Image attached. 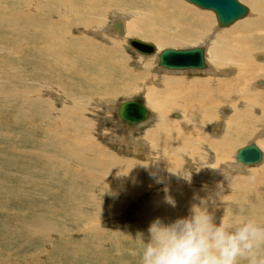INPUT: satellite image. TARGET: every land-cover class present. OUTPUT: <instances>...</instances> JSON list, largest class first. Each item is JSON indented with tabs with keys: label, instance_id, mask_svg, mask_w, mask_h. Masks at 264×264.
<instances>
[{
	"label": "rangeland",
	"instance_id": "1",
	"mask_svg": "<svg viewBox=\"0 0 264 264\" xmlns=\"http://www.w3.org/2000/svg\"><path fill=\"white\" fill-rule=\"evenodd\" d=\"M3 1L5 0H0V5H3L6 10L15 8L12 5V3L6 2L4 4ZM32 1L34 2V0ZM40 1L41 0H35V2L37 3ZM137 1L138 0H88L89 5H93L94 7L92 8L93 10L85 9L82 7H73L74 8L73 10V8L71 7L70 8L71 17H69V20L74 25H76L78 23L76 18L83 17L84 14L86 16L90 15L91 13L94 15L95 11L97 12L98 10H99L98 13H101L100 12L101 10L103 14L99 15L97 19H94L92 21L93 24L89 25V28L95 29L97 30V32H99L100 26L97 23H103V25L105 24L108 27H111V24L113 23L114 19L119 20V22L124 25V28H126V25L129 23V21H132L131 18H133V20L137 19L141 23L140 18L136 16L129 17L131 9H135L136 6L140 7L138 4H136ZM176 1L182 6L190 8L195 12L210 13L211 16L210 21H208L206 25L198 27L196 29L194 37L188 39L190 41L177 40L169 44H162L153 39L145 38L143 31L137 33L136 35L134 34L126 35V38L127 39L137 38L145 42H151L155 45L157 49L156 53H158V51H161L163 48L166 47L169 48L197 47L203 44L202 42L203 40H205L206 34L210 35L214 33L215 37H217L219 34L223 32L225 33L233 30V28L237 26L236 24H240V22L244 21V19L245 20L248 19L249 16L248 14L246 18L236 21L227 28L217 29L216 28L217 21H215L216 20L215 15L212 11L200 9L197 6L186 2L185 0H176ZM238 1L244 6H246L249 9V13H250L251 11L250 2L248 0H238ZM157 2L160 3L159 1ZM106 3L107 5H105ZM108 5H111V8H109ZM107 9L108 10L110 9L112 14L111 13L105 14ZM164 12L162 14V17L164 15ZM175 13L178 15L182 14V16H187V14H185L183 10L177 9ZM96 15L97 13H95V16ZM58 16L61 18L63 15H58ZM93 18L94 16L92 17V19ZM172 19L174 20V18ZM167 20L168 19L164 21L165 28L171 27L173 24L170 20H168V22ZM178 21H179L178 22L179 25L181 24H184V26L185 24L192 25V23H190L191 21H187V20L183 21L181 19ZM81 25L78 30H83L85 28L88 29L86 27L87 25L86 26L85 24H83L82 26ZM172 33L174 34V31H172ZM73 35L76 36L77 32L73 33ZM103 35L111 36L113 35V33L107 31L104 32ZM29 36H30L29 29L24 26L19 27V29L14 33H10L7 31H5L4 33V30L3 32L2 30H0V37H1L0 38V44H1L0 45V264H139L140 248L134 241L137 236V233L143 232L145 234V237H147V229L149 225L155 220V218H160L165 222H170L179 217L187 216L189 214V209L191 205L188 204V201H185L183 197L176 196L175 189L179 188L182 182L183 183L185 182V184L189 186V188L186 191V194L188 198L190 197V203L192 204L195 202L193 199L194 195L198 194L203 196L205 194L204 187L212 188L211 184H209V180L203 179V177H201L200 174L196 173V171L194 170H191L186 160L182 158L183 154H181L179 156L177 155V159L181 160L183 164L179 163V165L177 166H172L174 172L171 173L168 177V180L170 182V186L168 188L164 187L165 182L163 179L164 177L163 169L161 168V166H158V163L157 166L160 170L159 178L156 176L148 178L146 174L143 172L144 171L143 168L139 166L143 174H141L139 178L136 180L138 182H136L135 180L132 181L126 180L128 182H125L126 174L123 173L118 174L119 177H117V174H112L114 176L116 175L114 177V180L116 181V183L114 184L116 185L114 186L113 184L109 182L106 183L105 181V178L109 177L107 175L108 174L110 175L105 165L101 164L97 168L90 170L87 168V170H85L83 173L81 172L80 169L75 167L74 164H70L73 166V168L72 166H70L69 168L68 167L69 165L64 168V166H62L63 162L60 161L61 159H64L59 153L61 149L58 150L52 145L56 141H58L57 135H61L62 133V130L60 129L62 127L61 126L62 124L68 125L71 122L70 120H74V122L77 123V119L80 116L79 113L81 112V110H79L78 107L83 103L82 101H87L88 108L86 111H84L86 113V116H84L85 119L83 125H86V123L89 122L87 123V125H89L92 131L90 128L88 129H84V127L82 128V132H81L82 136L78 139L79 141L80 140L81 141L80 142L78 140L77 141L78 143H82L83 141V144L84 143L86 144V145L84 144L85 147L83 148V150H86L87 148H89V146H93L96 143L98 145L95 146L102 147L108 151L110 150L109 152L111 153H113L114 151V154L116 152L117 155L121 157L124 156V158L126 159L128 158L129 160H132L134 164L139 162H140L139 164H141V161L142 164L147 162H155L156 160H153V158L151 157L146 158V154L148 151L145 152L144 155H142V153L141 155H137L134 152L131 154V150L128 149L127 147L113 144L112 141H110L111 134L107 132L108 120L106 117V112L105 113L103 112L104 108L100 109L102 111H99L98 109H94L93 115H91L88 112L93 108V106L98 104L96 98H100L102 99V101H104L105 99L124 101L133 94L135 95L136 93L142 91L141 83L143 81L147 82L150 79L152 80V82L153 81L159 82L158 80L159 78L164 80L167 78L169 79L180 78L179 80H183V81L185 80L204 81L214 76L217 78L218 75H212L211 73H206L208 70L206 71L191 70L193 72L176 71L173 74L172 71H168L157 66L156 53L153 55L146 56V57H150L146 59L149 60L148 62L151 63V65L148 64L146 70L144 69L142 71H135L134 67H136L138 56L136 57V55H134L135 54L134 52L129 51L130 48L128 47L125 40H122L121 37L117 39V34H114L116 38L113 36L111 37L112 42L117 43L116 45L112 44V42L110 41L102 42V39L100 37H96L97 40L95 41L96 45L92 44L91 47L86 48V55L89 54L88 57L77 56V55H71L69 58L65 57L64 62H67V65L64 67L62 63H57V60L53 59L51 56L48 55L33 56L32 53H28L29 55L26 56L27 52L19 51V48L36 45L34 41H31V38H29ZM231 36L234 35L232 34ZM11 43L13 46H11ZM100 48H106V49L109 48L110 50L107 51L106 53H101L102 50H100ZM92 49H99V53H91ZM119 50L122 51V54L120 53ZM15 52L16 53L18 52L17 53L18 55H16ZM22 54L23 55L25 54L24 57L22 56ZM206 55H207V49H206ZM21 57L23 59H21ZM73 57L75 60L73 59ZM52 60L54 62H52ZM206 60H207L206 63L208 66H210V68H214L213 69L214 71L218 70L213 65L210 58L209 60L206 58ZM44 64L46 66H43ZM144 64L145 63L143 62L142 65L145 68ZM41 65L43 67H41ZM220 69L221 70L225 69V67L222 66L220 67ZM225 70L228 71L229 69L226 67ZM233 70L234 69H231V71L228 72H233ZM159 74L161 75V77ZM226 74L227 76H231V73H226ZM163 76L167 78H164ZM256 78H257L255 79L256 82L262 80L264 81V76L259 78L256 77ZM98 79H100V81ZM71 85L72 87H70ZM252 86L254 89H251ZM80 89L82 90L81 92H79ZM98 89L106 90V91L108 90V92L104 94L106 91H101V93L95 94ZM117 89L121 91L119 94H114L108 97L110 93L112 94L114 91H117ZM232 89H235V91H238L239 89L238 93H240V95L242 96L237 100L239 102L220 101L223 104H216V106L213 108L215 116L212 119L214 120L211 119L206 121V127H204V129L201 128V132L203 133V135L208 134L207 136H209L211 140L219 139V137L211 136V133L208 131V128H210L214 122H215L214 125L217 124L219 125V127L217 128L218 135L223 136L225 134V130H227L228 128L233 132L235 131L234 126L228 124L226 125L228 119L225 118L226 120H222L221 117L231 116L234 113L232 111L235 109L239 111L241 109L239 105L245 101L244 99L246 97L245 93L253 92L252 94H255L254 92L256 91L260 95L264 94V85H261L259 83L258 84L255 83V85H240V86L235 85ZM149 90L151 92V90H157V88L155 85H152ZM147 92L148 91L146 90L144 93ZM233 95L234 94H232L231 96ZM229 96L230 94H227L225 98L228 99ZM63 100L64 101L67 100L66 102L69 103H66ZM41 104H46L49 107L48 110L51 111L50 113H48V115L50 116L46 115V113L44 114L47 106ZM35 105H37V107H35ZM38 105H40V107H38ZM74 105H76L77 107ZM222 105H228L227 110ZM148 106L149 105L146 106L147 109ZM76 109L77 111H75ZM223 109L227 111V113H225L226 115L221 114V110ZM259 109L260 107L256 106L253 109L254 110L253 113L254 112L256 113V110L257 113H259L258 111ZM65 110L66 112L68 110V112H74V113H71L69 118L68 116L64 115ZM42 111L44 112L42 113ZM151 113L154 114L155 111L152 110ZM52 117L55 118L53 119ZM67 120L69 121V123ZM56 122L60 124L59 128H57ZM115 126H117V123L115 124ZM140 127L134 133V138L136 139L139 138L144 133L143 131L145 129L153 130L154 121L150 122L149 124H144ZM258 128H259L258 126H254L252 128L253 134L250 138L247 137L243 138L240 142H237L234 145V148L231 149L229 154V156L230 155L231 156L227 158L226 162H234L233 160L236 150L247 145L250 142L255 143V145H257V147L260 148L264 156V146L258 143L264 138V135L263 137H261V134H263L264 130ZM53 129L57 131V133L59 131L60 132L57 134ZM68 129H70V127ZM68 129L65 131H67V134L69 136ZM73 132L74 130H72V135H74V137L71 138L72 141H74L75 138V132L74 133ZM212 133L216 135V133L214 132ZM130 134L131 132L128 135ZM104 135H106V137ZM93 138L94 140L96 139L98 143L96 142V140L93 141ZM89 141H91L92 143ZM88 143L91 144L89 145ZM195 145L193 147H195L196 150L192 151V147H191L189 153H196L200 155L198 144L196 146ZM78 146L79 144L75 146L74 150L78 149L79 151H81L79 148H77ZM202 152L205 153L207 151L206 149H203L201 153ZM85 153L87 154L86 156H88V153L87 152ZM89 155L92 156L91 154ZM49 156L50 158L49 160H47L48 159L47 157ZM56 156L58 157V159ZM41 157H43V159ZM54 157L55 159H53ZM51 160L52 161L54 160V162L56 160L57 161L56 163L54 162L52 163ZM263 161L257 164V166L241 165L243 166V168H240L239 170L242 173V175H238V173L241 174L239 171L234 172L235 169H231L232 171H230V173L227 172L228 173L227 181L223 182L226 186V187L224 186L225 195L223 197V204L221 205L219 211H217L216 213L217 218H219L221 215H224L225 217L248 216V217H255L259 221L264 222V183H263L264 181L260 182L259 185H256L255 188H253L254 186L248 188L246 192L245 191L242 192L241 190H234L235 187L234 184L237 182L236 179L247 178L248 175H251V173L254 172V170L255 172L260 171L259 175H264ZM58 162H60V164ZM171 162L174 161L171 160ZM68 169L69 171L67 172ZM103 171L105 172V174ZM187 171L191 173V177L194 178V180L192 181L196 183V186H190L189 185L190 182L185 179L180 180V177L175 173V172L186 173ZM243 172H248L249 174ZM70 173H72L71 174L72 176L70 175ZM86 173H88V175L91 176L89 177L86 176L85 175ZM97 174H99V176ZM103 175L105 176V178ZM122 175L125 177L124 179ZM97 179L99 181L102 180L103 182H98L96 181ZM119 179L122 180L119 181ZM220 179L224 180L223 176H221ZM92 181L95 183H93ZM88 182L90 183V185ZM96 182H98V184L100 183V186L102 185L101 186L102 189L100 188V186L98 185L96 186ZM227 182H231V183L227 184ZM124 184L125 186L128 187H125ZM240 184H242L241 180H240ZM107 185H109L110 188H108L109 186ZM87 186L89 188H86ZM93 186H95V190ZM113 186L116 189H114ZM75 187L78 189H76ZM103 187L105 188L106 191H103L104 190ZM118 187L120 190L117 189ZM122 187L123 190L121 189ZM81 188L83 190H80ZM107 189L109 190L107 191ZM125 189L126 191H124ZM130 189H132V191ZM97 191L98 192L101 191V192L98 193ZM90 192L92 193V197L94 196V198L91 197ZM76 193L77 194L80 193V194L77 195ZM82 193H84L85 195ZM111 195L112 197H110ZM98 196L103 198L101 199ZM126 196L128 198L130 197L131 198L128 199ZM86 197H89L90 200L89 198ZM121 197L124 198L122 199ZM106 198L110 199V202L109 200L107 201ZM114 199L116 200V202ZM169 199L174 201V205L168 202ZM240 199H242V201ZM243 201H245V203ZM161 203L163 204L161 205ZM58 205L59 206L61 205L62 208L60 207L61 208L60 209ZM66 205L67 206L70 205V206L66 208ZM110 207L112 210L110 209ZM65 208L66 210H64ZM100 209L101 210L105 209L104 210L105 212L102 213ZM142 209H145L147 215H145V212ZM164 209H167V211H165ZM158 211L160 212V214ZM108 212H110L111 215ZM105 213L108 214L105 215ZM99 214L101 215V217ZM81 220H83L82 221L83 223L81 222ZM94 224L95 225L97 224L96 225L97 227ZM135 224L136 226H138V229L135 226ZM98 226L101 227L102 229L99 228ZM80 231H82V233ZM99 233H102L103 235L101 234L99 235ZM240 264H247V262L242 260L240 261Z\"/></svg>",
	"mask_w": 264,
	"mask_h": 264
},
{
	"label": "bare ground",
	"instance_id": "2",
	"mask_svg": "<svg viewBox=\"0 0 264 264\" xmlns=\"http://www.w3.org/2000/svg\"><path fill=\"white\" fill-rule=\"evenodd\" d=\"M157 1H159L160 3H158ZM248 1L251 4L250 13H249V9L247 8L248 9L247 15L249 14L248 19L245 20L244 18H246L247 16L244 17L243 18L244 21L240 22V24H236L237 26H235V28H233V30L230 29L231 31H228L225 33L223 32V33L219 34L217 37H215L214 33L210 34V35L206 34L205 40H203V42H202L203 44L197 46V47H203L204 48L205 63L207 61L206 58L208 60L210 58L213 65L218 70L214 71L213 70L214 68H210V66H208L206 63V68H204L203 70H194V71H206V70H208L206 73H211L212 75H218L217 78L214 76V77H212L208 80H204V81H199V80H193V81L185 80V81H183V80H179L180 78L179 79H169V78L163 76L164 78H167V79L164 80V79L159 78L158 79L159 82H154V81L152 82L151 79L147 82H144L142 80L143 81L141 83L142 84V86H141L142 91L136 93L135 95L133 94L132 96L129 95L130 97L124 101H121V100L118 101V100H114V99L113 100L105 99L104 101H102V99L96 98L98 104L93 106V108L90 111H88L91 115H93L94 109H98L99 111H102L100 109L104 108L103 112L104 113L106 112V117L108 120V122H107L108 131L107 132L109 134H111L110 141H112L113 144L122 145V146L127 147L128 149L131 150V154L134 152L137 155H141V153H142V155H144L145 152L148 151L146 154V158L151 157V158H153V160H156L158 162L155 161V162H147V163L142 164V161H141L142 165L139 164L140 162L139 163L135 162L136 164H134L133 161L129 160L128 158L126 159V158H124V156L121 157V156L117 155L116 152L114 154V151H113V153H111V152H109L110 150L108 151L102 147L95 146V145H98L96 143L93 146H89V148H87L86 150H83V148L85 147L86 144L84 143L85 144L84 145L83 141H82V143H78V141H79L78 139L82 136L81 135L82 128L84 127V129H88L90 127H89V125H87V123H89V122H87L86 125H83V122L85 119L84 116H86V113L84 111L87 110L88 105H87V101H82L83 103L78 107V109L81 110V112L79 113L80 116L77 119V123L74 122V120H70L71 122L69 123V121L67 120L69 123L68 125L62 124L61 125L62 127L60 128L62 130V133H61V135H57L58 141L55 140L56 142L52 145L53 147L57 148L58 150L61 149L59 153L64 158V159L60 160L63 162L62 166H64V168H65L66 166L69 165L68 167L70 168V166H72L70 164H74L75 167L80 169L81 172L83 173L85 170H87V168L90 170V169L97 168L101 164L105 165L106 168L108 169L109 173H110V175L109 174L107 175L109 177H106V178L103 175L105 178V181H106V183L109 182V183L113 184L114 186L116 185V184H114V183H116V181L114 180V177L116 175L114 176L112 174H117V177H119L118 174L123 173V174H126V178L122 175L123 179L125 178V182L132 181V180L136 181L139 178V176L141 174H143L139 168V166H140L143 168V170H144L143 172L146 174V176L148 178L155 177V176L159 178L160 177V170H159L158 166H161V168L163 169V175H164V177H163L164 182H165L164 187H166V188H168L170 186V182L168 180V177L171 173L174 172L172 166H177V165H179V163H182L181 160L177 159V155L179 156V155L183 154L182 158L186 160V162H187L188 166L191 168V170L196 171V173L200 174V176L203 177V179L209 180V184H211V187H214L217 182H220V181L225 182L224 180L220 179V177L222 176L220 173V170H224L225 174L227 175L228 173H230V171H232L231 169H235L234 172L235 171L240 172L239 169L243 168V166H254V165H243V166H241L242 164L236 162L235 156H234V160H233L234 162H226V160L228 157L231 156V155L229 156L230 151L232 148H234V145L237 142H240L243 138H246V137L250 138L252 136V134H253L252 128L254 126H258L262 130H264V94L263 93H262L263 95H260L256 91L254 92L255 94H252L253 92H251V93L249 92L250 94L245 93V95H246V97L244 98L245 101L239 105L241 107V109L239 111H237L236 109L233 110L232 112H234V113L231 116L221 117L222 120L228 119V121L226 122V125L228 124V125L235 127L234 132L228 128L227 130H225V134L223 136L218 135L217 134V131H218L217 128L219 127V125L218 124L214 125L215 122L214 123L212 122L213 124L210 128H208V131L211 133V136L219 137V139L211 140V138L209 136H207L208 134L203 135V133L201 132V128L204 129V127H206V121L214 118L215 115H214L213 108L216 106V104H223L220 101H223V102L237 101L240 97H242L240 95V93H238L240 88L238 89V91H235V89H232L235 85L236 86L255 85V83L256 84L259 83L261 85H264L263 80L257 81V82L255 81V79H257L256 77L259 78V77L264 76V0H248ZM6 2L12 3V5L15 8H12L10 10H6L3 5H0V30H2V32L4 30V33H5V31L10 32V33H14L21 26L27 27L29 29V34H30L29 38H31V41H34L36 43V45L35 46H28V47H24V48H19V51L27 52L26 56L29 55L28 53H32L33 56H41V55L51 56L53 59L57 60V63H62L64 65V67L67 65V62H64L65 57L69 58L71 55L88 57L89 54L86 55V48L91 47L92 44L96 45V42H95V41H97L96 37H100L102 39V42L103 41L112 42L111 37L113 36L116 38V36H114V34H117V39H119L121 37L122 40H125L127 43L128 39L126 38V35H129V34L136 35L137 33H140L141 31H143L145 38L153 39V40L160 42L162 44H169V43H172V42L177 41V40L190 41L188 39H191L192 37H194L196 29L198 27L206 25L208 23V21H210V19H211L210 13L195 12L194 10H191L190 8L182 6L176 0H138L136 2V4H138L140 7L136 6L135 9H131L129 17H135L136 16V17L141 19V23L137 19L133 20V18H131L132 21H129V23L126 25V28H124V25L121 24L119 22V20L114 19L113 23L111 24V27H108L105 24L103 25V23H97L100 26V31L97 32V30L89 28V25L93 24L92 21L94 19H97L99 15L103 14L101 10H100L101 13H98L99 10L97 12L95 11V13H97L96 16H95V13H94V15L91 13L88 16H86L84 14L83 17L76 18V20L78 21V23L76 25H74L69 20V17H71V15H70V10H71L70 8L71 7L72 8L73 7H82L85 9L94 8L93 5H89L88 0H41L38 3L35 2V0H34V2L32 0H5V1H3L4 4ZM105 5H107V3ZM108 7L111 8V5H108ZM141 7L144 9H142ZM177 9L183 10L185 12V14H187V16H182V14H179V15L176 14L175 11H177ZM73 10H74V8H73ZM167 10H169V11H167ZM163 12H164V15L162 17ZM110 13L112 14L110 9L109 10L107 9L105 14H110ZM5 15H7V16H5ZM58 15H63V16L60 18ZM93 16H94V18L92 19ZM172 18H174V20ZM166 19L170 20L173 23L172 26L170 25L171 27L165 28L164 21ZM180 19L183 21H186V20L191 21L190 23H192V25H186V24H185V26H184V24L179 25L178 20H180ZM168 20H167V22H168ZM180 22H182V21H180ZM81 23H82V25L83 24H85V26L87 25L86 27L88 29L85 28L83 30H78ZM216 28L222 29V28H218L217 25H216ZM107 31L112 32L113 35H111V36L103 35V33L107 32ZM172 31H174V34L172 33ZM75 32H77L76 36L73 35V33H75ZM232 34L234 36H231ZM223 35H225V36H223ZM112 44L116 45L117 43L112 42ZM127 45H128V43H127ZM11 46H13L12 43H11ZM109 47H111V46H109ZM128 47H129V45H128ZM129 48H130L129 51L134 52L135 53L134 55H136V57L138 56L137 57V59H138L137 64L133 63V64H136V67H134L135 65L133 66L135 71H142L144 69L146 70L148 67V64L151 65V63L148 62L149 60L146 59V58H150V57H146V56L153 55L157 52L156 47H155V52L153 54H142V53L137 52V50H135L131 47H129ZM190 48H192V47H190ZM206 49H207V55L208 56L206 55ZM100 50H102L101 53H106L110 49L109 48L108 49L100 48ZM119 51L122 54V51L121 50H119ZM17 53L15 52L16 55H18ZM91 53H99V49H92ZM159 53H160V51H158V53H156L157 60H158V54ZM8 55H10V54H8ZM24 55L22 54L23 57H24ZM156 55H155V57H156ZM21 59H23V58L21 57ZM73 59H74V57H73ZM52 62H54V61L52 60ZM143 62L145 63L144 64L145 68L142 65ZM35 65H37V64H35ZM43 66H46V65L44 64ZM43 66L41 65V67H43ZM50 66H51V64H50ZM157 66H158V64H157ZM222 66L225 67V69L227 67L229 69L228 71H231V69H234V70H233V72H228L225 69L221 70L220 67H222ZM57 67H58V65H57ZM158 67H160V66H158ZM160 68H162V67H160ZM165 70H167V69H165ZM191 70H193V69L182 70V71L193 72ZM168 71H172L174 74L176 71H180V70H168ZM51 72H50V74H51ZM226 73H231V76H227ZM58 75H57V77H58ZM47 77H49V76H47ZM135 77H137V76H135ZM160 77H161V75H160ZM35 78H33V79H35ZM47 80H48V78H47ZM98 80L100 81V79H98ZM36 81H38V80H36ZM188 81H190V82H188ZM62 85H63V83H62ZM152 85H155L157 90H151V92H150L149 89ZM70 87H72V85ZM86 88H87V86H86ZM251 89H254L253 86L251 87ZM146 90L148 92L144 93ZM81 91L82 90L80 89L79 92H81ZM101 91H106V90L98 89L95 94H99V93H101ZM107 92H108V90L104 94H106ZM120 92L121 91L119 89H117V91H114L112 94L110 93V95L108 97H110L114 94H119ZM231 93L234 95L231 96L232 95ZM46 94H48V93H46ZM145 94L147 95V97ZM227 94H230L228 99L225 98V96ZM38 95H39V93H38ZM94 96H96V95H94ZM134 98H139L140 100H142V103L146 109H147L146 106L149 105L148 106V112L149 113H148V116L145 118V120H143L142 122L134 124V125H128L127 123H125L124 121H122L120 119L119 108H120L122 103H124L125 101L134 100ZM76 100H78V99H76ZM29 101H31V100H29ZM66 101H64V102H66ZM113 101L117 102V103H114ZM37 102H38V100H37ZM79 102H81V101H79ZM237 102H239V101H237ZM66 103H69V102H66ZM41 105L47 106L46 104H41ZM76 105H74V106H76ZM222 106L227 110L228 105H222ZM256 106L260 107V109L258 110L259 113H257V110H256V113L255 112L253 113V111H254L253 109ZM35 107H37V105H35ZM38 107H40V105H38ZM62 107H63V105H62ZM70 107H71V105H70ZM38 109H40V108H38ZM48 109H49V107L47 106V108L45 109V112L42 111V113L44 112V114L46 113V115H48V113H50V111H51ZM68 109H70V108H68ZM72 109H74V108H72ZM25 110H26V108H25ZM152 110L155 111L154 114L151 113ZM226 110H224V109L221 110V114L226 115L225 114V113H227ZM75 111H77V109ZM71 113H74V112H68V110L66 112V110H65L64 115H66L70 118ZM48 116H50V115H48ZM52 118L54 119L55 117H52ZM44 120H46V119H44ZM49 120H50V117H49ZM212 120H214V119H212ZM42 121H43V119H42ZM152 121H154L153 130L145 129L143 131L144 133L141 136L139 135L140 136L139 138H137V139L134 138V133H135V131H137L139 129L140 126H142L144 124H149ZM45 122H48V121H45ZM116 123H117V126H115ZM48 126H49V124H48ZM56 126H57V128H59L60 124L56 122ZM69 127H70V129H68ZM67 129L69 130L68 131L69 136L67 134V131H65ZM72 130H74V132H75L74 141L71 140V138L74 137V135H72ZM58 131H59V129H58ZM91 131H92V129H91ZM130 132H131V134L128 135ZM212 132L216 133V135L213 134ZM55 133H57V131H55ZM263 135H264V131H263V134H261V137H263ZM52 136H54V135H52ZM104 136L106 137V135H104ZM92 137H94V136H92ZM52 138H54V137H52ZM82 140H85V139H82ZM95 140L93 138V141H95ZM91 141H89V142H91ZM96 142H97V140H96ZM91 143H88V144L90 145ZM250 143H253V142H250ZM258 143H260V145L264 146V138ZM77 144H79V146L77 148H79L81 151H79L78 149L74 150V148ZM195 144L196 145L198 144L200 155L196 154V153H189V150L191 147H192V151L196 150L195 147H193ZM106 148H108V147H106ZM203 149H206L207 152L201 153V151ZM85 152L88 153V156H86L87 154ZM80 153H82V154H80ZM89 154H91L92 156H90ZM41 158L43 159V157H41ZM47 158L46 159L49 160L50 156ZM53 159H55V157ZM57 159H58V157H57ZM263 159H264V156L262 153L260 163L263 161ZM171 160L174 162H171ZM56 161L54 162V160H53L52 163L53 162L56 163ZM58 163L60 164V162H58ZM157 163H158V166H157ZM256 166H257V164H256ZM72 168H73V166H72ZM102 170H103V167H102ZM68 171H69V169L67 170V172ZM65 172H66V170H65ZM91 173H93V172H91ZM175 173L180 177V180H184V178L180 175L181 173H178V172H175ZM243 173L249 174L248 172H243ZM71 174L72 173H70V175ZM104 174H105V172H104ZM259 174H260V171L255 172V170H254V172H252L251 175H248L247 178L236 179L237 182L234 184V186H235L234 190H241L242 192H244V191L246 192L248 190V188H251L253 186H254L253 188H255L256 185H259L260 182L264 181V175H259ZM85 175L88 177L91 176V175H88V173H86ZM97 175L99 176V174H97ZM238 175H242V173L241 174L238 173ZM249 177H252L254 179L249 180ZM63 178H64V175H63ZM96 178H98V177H96ZM177 179H179V178H177ZM120 180H122V179H119V181ZM126 180H128V181H126ZM192 180H194V178L191 177V181H190L189 185L190 186H196V183ZM240 180L242 181V184H240ZM96 181L103 182L102 180L99 181L98 179ZM119 181H118V183H119ZM69 182H70V180H69ZM89 182H91V181H89ZM98 182H96V186L97 185L100 186V183L98 184ZM136 182H138V181H136ZM231 182H227V184L231 183ZM93 183H95V182H93ZM155 183H157V182H155ZM125 184H124V186H125ZM89 185H90V183H89ZM122 185H123V183H122ZM129 185H130V183H129ZM101 186H100V188H101ZM107 186H109V185H107ZM114 186H113V188H114ZM224 186H225V184H224ZM93 187L95 190V186H93ZM125 187H128V186H125ZM86 188H89V187L87 186ZM97 188H99V187H97ZM105 188L103 191H106ZM108 188H110V186ZM188 188H189V186H187L185 184V182L184 183L182 182L180 187L175 189V195L183 197L185 201H188V204L192 205L190 203V197L188 198V196L186 194V191ZM76 189H78V188H76ZM114 189H116V188H114ZM117 189H119V187ZM121 189L123 190V187ZM80 190H83V189L81 188ZM86 190H84V191H86ZM108 190L109 189H107V191ZM130 190L132 191V189H130ZM90 191H91V188H90ZM112 191H113V189H112ZM124 191H126V189ZM77 192H79V191H77ZM99 192H101V191H99ZM71 193H72V190H71ZM84 193H82V194H84ZM88 193H89V191H88ZM79 194H77V195H79ZM112 195L110 197H112ZM80 197H79V199H80ZM91 197H92V193H91ZM131 197H132V195H131ZM86 198H89V197H86ZM92 198H94V196ZM96 198H97V196H96ZM99 198L102 199L103 197H99ZM130 198H128V199H130ZM89 200H90V198H89ZM98 200H100V199H98ZM108 200L110 202V199H107V201ZM240 200L242 201V199H240ZM85 201H87V200H85ZM104 201H106V200H104ZM81 202H82V200H81ZM115 202H116V200H115ZM243 202L245 203V201H243ZM162 204L163 203H161V205ZM69 206L66 205V208ZM60 207H61V205L59 206V208ZM242 207H243V204H242ZM66 208L64 210H66ZM95 208H97V207H95ZM110 209H111V207H110ZM104 210H101L102 213L105 212ZM142 210L145 212V209H142ZM164 210L167 211V209H164ZM162 211H163V209H162ZM79 212H81V211H79ZM108 213L111 215L110 212H108ZM108 213H105V215H107ZM146 213L147 212H145V215H147ZM159 214H160V212H159ZM165 215H167V214H165ZM73 216H74V214H73ZM89 217H92V216H89ZM100 217H101V215H100ZM97 220H99V219H97ZM82 221L83 220H81V222ZM94 221H96V220H94ZM135 226H136V224H135ZM141 226H142V224H141ZM136 227L138 229V226H136ZM64 228H66V227H64ZM99 228H101V227H99ZM130 228H131V226H130ZM47 229H49V228H47ZM80 232L82 233V231H80ZM102 233H99V235L100 234L103 235ZM96 234H98V233H96Z\"/></svg>",
	"mask_w": 264,
	"mask_h": 264
},
{
	"label": "clouds",
	"instance_id": "3",
	"mask_svg": "<svg viewBox=\"0 0 264 264\" xmlns=\"http://www.w3.org/2000/svg\"><path fill=\"white\" fill-rule=\"evenodd\" d=\"M220 173L227 181L225 171ZM180 175L190 182L189 171ZM204 192L194 195L187 216L170 222L156 218L147 237L137 233L139 264H264V222L248 216L217 218L225 195L223 181Z\"/></svg>",
	"mask_w": 264,
	"mask_h": 264
},
{
	"label": "water",
	"instance_id": "4",
	"mask_svg": "<svg viewBox=\"0 0 264 264\" xmlns=\"http://www.w3.org/2000/svg\"><path fill=\"white\" fill-rule=\"evenodd\" d=\"M203 10L214 13L218 28H227L236 21L247 16L248 9L238 0H185ZM129 47L142 54H153L155 45L137 38H129ZM158 66L167 70H203L206 68L203 47L163 48L158 54ZM119 117L128 125L142 122L148 116V109L139 98L125 101L119 108ZM261 150L254 144L247 145L236 150L235 160L242 165H256L260 163Z\"/></svg>",
	"mask_w": 264,
	"mask_h": 264
}]
</instances>
